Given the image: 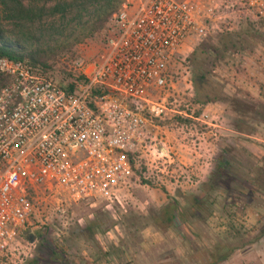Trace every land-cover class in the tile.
<instances>
[{"label":"built area","instance_id":"1","mask_svg":"<svg viewBox=\"0 0 264 264\" xmlns=\"http://www.w3.org/2000/svg\"><path fill=\"white\" fill-rule=\"evenodd\" d=\"M250 14L264 17V0H122L100 52L75 58L64 83L0 57V264H26V232L48 214L119 198L145 155L178 181L159 122L188 116L176 107L194 96L197 41Z\"/></svg>","mask_w":264,"mask_h":264},{"label":"rangeland","instance_id":"2","mask_svg":"<svg viewBox=\"0 0 264 264\" xmlns=\"http://www.w3.org/2000/svg\"><path fill=\"white\" fill-rule=\"evenodd\" d=\"M2 23L19 34L7 21ZM107 25L77 44L72 55L51 62L56 81L64 83L75 58L90 59L100 52ZM189 65L194 96L176 107L188 116L171 113L172 118L160 121L158 138L175 158L173 153L187 152L179 144L210 142L219 137L222 126L219 148L204 156L211 164L199 171L176 166L173 169L180 177L175 181L165 165L152 166L145 155L119 198L72 205L27 230L26 239L33 240L32 234L37 238L33 256L40 250L38 232L53 242L66 264L86 255H93L94 264H196V256L183 249V238L191 239L195 250L210 247L211 241L222 242L234 249V264H245V256L264 251V236L260 237L264 227V17L244 16L232 30L197 41ZM221 158L227 160L228 178L222 179L216 170ZM197 172L206 178L198 179ZM172 200L186 215L183 222L163 231L154 220ZM93 221L97 227L86 229ZM253 244L256 247L251 248Z\"/></svg>","mask_w":264,"mask_h":264},{"label":"trees","instance_id":"3","mask_svg":"<svg viewBox=\"0 0 264 264\" xmlns=\"http://www.w3.org/2000/svg\"><path fill=\"white\" fill-rule=\"evenodd\" d=\"M121 2L122 0H0V21H7L20 31L15 34V31L6 29L0 22V57L26 60L33 68L53 77L51 62L63 59L68 54L72 55L77 44L104 29L118 11ZM195 79L202 82V78ZM5 84L6 77L0 74V88ZM234 110L241 113L235 108ZM227 165V160L221 158L216 166L222 179L230 177L226 174ZM194 210L198 212L199 208L194 207ZM185 215L180 203L172 200L162 208L161 215L155 217L154 222L165 231L175 223L183 222ZM94 227H97L95 221L86 226V229ZM37 235L41 240L40 250L26 264H66L63 262L66 261L65 256L53 247V242L43 232H38ZM263 236L264 227L260 231V237ZM31 239L37 238L32 234ZM182 241L183 249L188 251L187 255L192 253L196 256V264H215L217 261L213 260L216 259L224 261L234 251L218 241H211L208 248L203 245L196 250L191 239L183 238ZM42 251H46L48 256H43ZM84 258L86 256L79 258L75 264H85Z\"/></svg>","mask_w":264,"mask_h":264},{"label":"crops","instance_id":"4","mask_svg":"<svg viewBox=\"0 0 264 264\" xmlns=\"http://www.w3.org/2000/svg\"><path fill=\"white\" fill-rule=\"evenodd\" d=\"M223 130H224V127L222 126L221 128L217 130V132L219 133V137L222 135ZM230 132L236 133V131L234 130L232 131L230 130ZM219 137L217 139H212L210 142L199 141L197 143L195 142L192 143L190 140H187L188 143L185 142L184 144H179V146L184 147L182 151L184 152L186 150L187 152L184 154L173 153L176 156L175 157L176 163L171 168H175L176 166H178L179 169L180 168H186V169L191 168L192 171H199V168H202L204 166L211 164L212 160H209L208 158L204 156H206V152L211 151V150L213 151L217 147L219 148L220 146L219 140H221ZM207 146L212 147V148L206 149ZM195 175L196 177H198V179L206 178L205 175L203 176L199 174V172H197V174ZM261 240H262L261 243H264V238ZM254 247H256V245L253 244L251 248H254ZM234 254H232V256L229 255V257L225 259L224 261H218V259L215 258L216 260H213V262L217 261L215 264H234L232 263ZM84 259H85V262H84L85 264H92L93 262L92 256L86 255V258ZM245 259H246L245 264H264V251L254 256L247 255L245 256Z\"/></svg>","mask_w":264,"mask_h":264}]
</instances>
